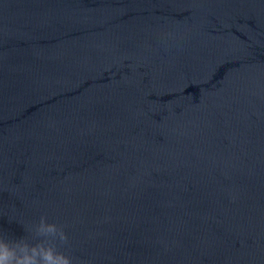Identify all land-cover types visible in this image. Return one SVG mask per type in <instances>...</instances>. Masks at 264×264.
<instances>
[{
    "label": "water",
    "instance_id": "1",
    "mask_svg": "<svg viewBox=\"0 0 264 264\" xmlns=\"http://www.w3.org/2000/svg\"><path fill=\"white\" fill-rule=\"evenodd\" d=\"M0 234L264 264V0H0Z\"/></svg>",
    "mask_w": 264,
    "mask_h": 264
},
{
    "label": "clouds",
    "instance_id": "2",
    "mask_svg": "<svg viewBox=\"0 0 264 264\" xmlns=\"http://www.w3.org/2000/svg\"><path fill=\"white\" fill-rule=\"evenodd\" d=\"M35 233L63 244L67 237L61 226L44 216L34 224ZM0 264H73L71 257L51 243H29L25 238L10 239L0 234Z\"/></svg>",
    "mask_w": 264,
    "mask_h": 264
}]
</instances>
